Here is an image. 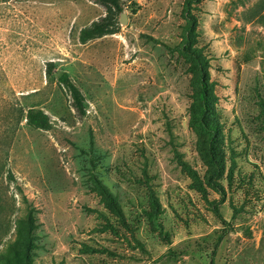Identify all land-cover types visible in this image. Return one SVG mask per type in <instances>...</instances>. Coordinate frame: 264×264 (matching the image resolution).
Here are the masks:
<instances>
[{"label": "rangeland", "instance_id": "1", "mask_svg": "<svg viewBox=\"0 0 264 264\" xmlns=\"http://www.w3.org/2000/svg\"><path fill=\"white\" fill-rule=\"evenodd\" d=\"M120 3L0 1V264H264V0Z\"/></svg>", "mask_w": 264, "mask_h": 264}, {"label": "trees", "instance_id": "2", "mask_svg": "<svg viewBox=\"0 0 264 264\" xmlns=\"http://www.w3.org/2000/svg\"><path fill=\"white\" fill-rule=\"evenodd\" d=\"M4 1V0H0ZM7 1V0H6ZM116 11H121V3L120 0H97ZM114 25V18L112 16H108L103 18L100 21L94 22L91 26L85 27L80 32V40L82 42H87L96 37H101L107 33L112 31V26ZM60 80L64 82L68 89L70 90L74 104L79 110L81 114L85 113L84 108V96L78 86L71 80L68 73H63L60 76ZM210 97L208 94L207 88H205L204 92L201 94L200 106L201 110L199 112V116L194 115L193 119L195 122L204 129L208 128L210 124L212 113L210 107ZM28 123L34 127L41 129H48L50 127V118L49 115L44 112L42 109L31 108L27 114ZM217 128H211L212 131L217 132Z\"/></svg>", "mask_w": 264, "mask_h": 264}]
</instances>
